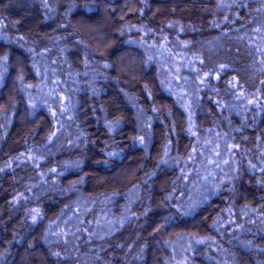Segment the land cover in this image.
<instances>
[{"label": "trees", "instance_id": "obj_1", "mask_svg": "<svg viewBox=\"0 0 264 264\" xmlns=\"http://www.w3.org/2000/svg\"><path fill=\"white\" fill-rule=\"evenodd\" d=\"M0 264H264V0H0Z\"/></svg>", "mask_w": 264, "mask_h": 264}, {"label": "snow or ice", "instance_id": "obj_2", "mask_svg": "<svg viewBox=\"0 0 264 264\" xmlns=\"http://www.w3.org/2000/svg\"><path fill=\"white\" fill-rule=\"evenodd\" d=\"M4 59L6 60L7 59V57H4ZM107 66V65H106ZM140 140H141V142H143V138H140ZM58 255V254H57Z\"/></svg>", "mask_w": 264, "mask_h": 264}]
</instances>
